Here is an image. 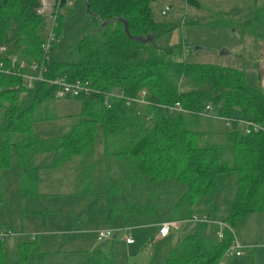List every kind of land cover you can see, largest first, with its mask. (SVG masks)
Here are the masks:
<instances>
[{"label": "trees", "instance_id": "trees-1", "mask_svg": "<svg viewBox=\"0 0 264 264\" xmlns=\"http://www.w3.org/2000/svg\"><path fill=\"white\" fill-rule=\"evenodd\" d=\"M78 1L84 5V0ZM153 1L85 0L91 29L61 57L55 56L58 43L51 47L43 77L64 78L91 90L87 96L72 98L80 103L79 122L65 136L39 139L31 131L32 113L53 100V86L36 82L26 89L20 78L0 76V170L10 165L14 149L25 172L19 185L20 196L25 197L35 181L31 175L38 168L33 164L35 154H51L50 167L71 157L90 156L97 126H101L105 153L123 160L125 176L136 174L132 179L137 182L171 180L183 187L177 204L186 206L178 220L189 215L200 195L212 205L216 177L234 172L235 195L223 220L232 228L238 218L264 210V133L243 135L231 125L224 146L201 147L200 133L190 129L200 118L187 116L194 119L191 122L186 115H168L155 105L179 103L185 110L198 112L209 104L219 116L248 119L263 127L264 95L247 86L241 70L182 61L180 50L157 48L155 37L170 31L173 24L153 20ZM38 7L39 0H0V47H5L6 56L28 64L41 59L39 29L45 20L37 14ZM61 27L59 13L58 41ZM238 28L253 41L264 42V7L255 9ZM141 91L150 106H125L123 99L107 97L116 93L133 98ZM148 115L151 119L146 120ZM1 198L0 190V202ZM230 241L227 230L221 239L205 238L201 226L170 252L165 264H215ZM36 245L34 241L19 243L17 261L12 264H21L31 254L41 259ZM81 255L77 264H111L96 248ZM0 264H9L1 240Z\"/></svg>", "mask_w": 264, "mask_h": 264}, {"label": "rangeland", "instance_id": "rangeland-1", "mask_svg": "<svg viewBox=\"0 0 264 264\" xmlns=\"http://www.w3.org/2000/svg\"><path fill=\"white\" fill-rule=\"evenodd\" d=\"M51 0H48V3ZM68 1V0H67ZM70 4L60 7L61 37L55 50V56L61 57L72 45L91 29V23L85 7L78 0H69ZM155 0L150 9L153 20L173 24V28L157 35L154 44L159 49L180 50V60L190 63L210 64L214 66L241 70L256 66V59L244 56L246 39L244 32L238 28L252 12V8L264 7V0ZM168 7L169 11L162 15L161 11ZM42 40L46 36L45 28L39 29ZM259 42L261 41H254ZM177 60V56L174 57ZM80 103L75 99L49 100L37 106L32 113V135L39 139H53L65 136L79 122ZM2 110L0 109V117ZM190 116L186 115L185 117ZM191 122V117H187ZM202 119V118H200ZM213 130L210 136L201 137L198 146L226 144L225 134L221 132L223 124L207 120ZM202 123V121H201ZM192 131L196 128L191 127ZM228 130V129H226ZM110 148V147H109ZM87 156V157H86ZM33 160L46 167L51 162L49 154H35ZM75 161L62 163L53 169H42L38 190L47 194L39 198L37 206L42 213L21 214L18 201H15L21 177L18 175V159L12 149L10 165L0 170V232L5 227L11 228L12 235L3 237L2 244L7 263L17 261L15 246L6 244L9 238L16 236L32 237L28 230L31 220L34 231L55 232L52 237L37 234L41 245V259L26 260L21 264H77L81 258L79 251L99 249L100 252L120 262L122 233L112 228V235L103 241H96V232L103 228L104 223L112 226L122 224V219L129 215H137L134 220L149 222L153 220L175 219L185 209L184 203L178 199L184 191L183 187L171 180L137 182L132 178L136 174L125 176L126 164L121 159L105 153L104 138L101 126L92 142L91 154L79 156ZM79 162V163H78ZM46 165V166H45ZM132 175V177H131ZM11 183L13 185L11 186ZM35 184V183H34ZM34 186V185H33ZM236 176L234 172L222 173L216 177L214 202L205 204V196H198L190 206L191 215H209L211 218H226L225 206L231 205L235 195ZM33 187L31 188V191ZM31 195H28L29 197ZM30 210V204L23 211ZM208 217V216H207ZM179 226L189 224L194 228L198 223L187 218L177 221ZM117 226V227H118ZM4 227V228H3ZM20 227L23 228L22 232ZM210 228V227H209ZM77 229L81 240H73L72 233ZM95 238H94V235ZM130 234V233H129ZM208 236L212 231L207 230ZM74 236V235H73ZM134 237V233L130 234ZM8 238V239H7ZM113 243L111 244V242ZM77 251L75 254L74 252ZM89 251V252H90ZM40 261V262H39ZM113 261V260H112Z\"/></svg>", "mask_w": 264, "mask_h": 264}, {"label": "crops", "instance_id": "crops-1", "mask_svg": "<svg viewBox=\"0 0 264 264\" xmlns=\"http://www.w3.org/2000/svg\"><path fill=\"white\" fill-rule=\"evenodd\" d=\"M252 2H255V0H253ZM255 9L253 6L251 14L246 19H248L252 15ZM246 36L248 38H251L247 34ZM244 56L249 59H256V61H258V64L256 66H252V67L248 66L247 68L244 69L245 83L247 84V86L251 88L261 90L262 94L264 95V42L257 43L254 41L251 42L249 41V39H246ZM214 121L220 122L218 120H214ZM211 124L213 123L207 121L206 119H199L193 128H196L195 131L199 132L201 137L210 136L213 132V130L211 129ZM221 132H224V133L228 132L224 124L221 129ZM49 156L51 157V154H49ZM76 157H79V156L71 157L69 160L64 161V162H68V161L76 162L75 160ZM62 163H60L58 166H60ZM33 164L37 166L38 168H36L34 171L31 172V175L33 176V179L35 180L34 181L35 184L33 183L34 185L33 190L32 191L30 190L28 193V195H31V196L27 197L28 196L27 195L25 197H21L19 193V189L16 192V195H17L16 197L18 198H15V201L16 202L18 201V205H19L18 211L21 214L23 212L25 214H34V215L42 213L41 207H38L36 203L39 200V198H46L47 194L38 190V183L40 180L39 174L41 173L42 169H53V168L58 167V166L50 167V163L47 166L45 165L46 167H44L40 162H36V160L35 161L33 160ZM24 173L25 172H22L19 167L18 168L19 178ZM12 185L13 183H11V186ZM15 187L20 188V186L18 185L17 186L15 185ZM1 200L3 201L2 198ZM2 201L0 202V204L2 203ZM27 203L30 204V210L25 209V211H23V208L24 206L27 205ZM231 205L229 204L225 206L224 213L228 214ZM214 206H215L214 209H216L217 208L216 203ZM135 216L137 215L133 214L132 216L129 215L127 216V218L122 219V224L119 226L118 224L116 226H112L110 221H108V223H104L103 228H107V229L116 228L117 232L122 233L121 235L122 238L118 239L117 241L118 243H121L122 245L121 251H120V262L116 261L115 258L112 259L108 255V258H110L111 260V264H165L170 252L174 248L178 247L185 237L192 235L198 228H201L202 226V228H204L205 238H214L215 232L217 231V225L215 222L224 220L223 218H211L209 215H207L208 217L205 215H201V216L196 215L198 217L204 216L208 220V222H205V223L196 222L198 223V225H196L195 228L193 226H190L189 224H186L182 227L179 226L178 224L176 228H170L169 233L165 237H159L157 233L158 224L163 221H178L177 217H175V219H171L170 217H168L167 219L153 220L149 222H140L137 219L134 220ZM191 216L193 215L189 213V215L185 218L189 219ZM34 227L35 225L33 224V221L31 220L30 228L28 229L30 231H27V232H30L32 234V237L26 238L24 236H21V237L16 236L17 238H9V240L6 241V244L10 245L12 248L15 246L17 250V246L19 243L26 242V241H34L36 242L37 244L36 246L39 251L41 248V245L38 242L37 234H42L46 237H49V236L52 237V235L55 232L44 231V233H41V231H34L35 230ZM5 229L11 230V228L7 226L5 227ZM231 229L233 230L237 238V241L239 242L241 246L242 251H241V254L238 256L225 258V264H264V210L258 211V212H252L243 217L238 218L235 221L234 226ZM22 230L23 228L20 227L21 232ZM207 230L212 231L211 236H208ZM77 232H79L77 229L73 231L72 233L73 240H77V239L81 240L83 238L81 236L78 237V235L80 234H77ZM132 232L134 233V237L130 236ZM112 236L114 237L115 235H111V237ZM94 238H95V235H94ZM126 238H130L132 242L127 243L125 241ZM94 240L97 241V239H94ZM106 241L107 240L101 243L103 244L101 246H104ZM112 243L113 241L111 242V244ZM89 251L90 249L86 251H79L78 253L79 254L87 253ZM74 253L76 254L77 251H75ZM4 257H5V254H4ZM30 257L31 258L28 260H32L35 258L33 254H31Z\"/></svg>", "mask_w": 264, "mask_h": 264}, {"label": "built area", "instance_id": "built-area-1", "mask_svg": "<svg viewBox=\"0 0 264 264\" xmlns=\"http://www.w3.org/2000/svg\"><path fill=\"white\" fill-rule=\"evenodd\" d=\"M63 1V2H61ZM60 2L62 4H70L68 0H51L48 3V0H39V7L36 12L45 20V30L46 36L40 43L39 49L41 52V59L36 62L27 63L23 59H19L16 56H6V49L4 46L0 47V76L3 77H18L21 79L23 86L26 89H31L33 84L46 83L54 87L52 93L53 100L59 99H72L78 96H87L91 93L90 88L78 82L69 83L65 81L64 78H59L55 80H46L43 75L45 73V64L49 58V52L51 47L54 44H57L59 41L56 37V28H57V17L60 10ZM169 11L168 7H164L161 11L162 15H165ZM107 97L123 99L125 106L135 105L136 107H146L151 104L146 101L145 92H139L133 98H122L121 94L110 93L107 94ZM163 113L168 115H192L198 118L206 120H218L224 124L226 129H229L231 125H235L239 128L243 135L258 134L264 133V128L252 122L248 119L240 118H227L219 116L213 111V108L209 104L203 105L202 109L198 112H191L183 109L179 103H174L172 105H155ZM151 119V116H146V120ZM188 220L192 222L205 223L208 220L203 217H198L196 215L191 216ZM217 225V231L215 236L217 239H221L223 236V230H227L231 235V241L227 247L222 252L220 258L216 264H225V258H230L233 256H238L241 254V246L237 241V238L227 223L223 221L215 222ZM178 226L177 221H163L158 224L157 233L159 237H165L169 233L170 228H176ZM113 231L112 229H102L96 232L97 241L107 240L111 237ZM12 235V232L9 229H5L0 232V240L2 241L3 237ZM127 243H131L130 238H126Z\"/></svg>", "mask_w": 264, "mask_h": 264}, {"label": "water", "instance_id": "water-1", "mask_svg": "<svg viewBox=\"0 0 264 264\" xmlns=\"http://www.w3.org/2000/svg\"><path fill=\"white\" fill-rule=\"evenodd\" d=\"M61 2H63V1H61ZM84 7H85V12L88 13L89 11H88V7H87V4H86L85 0H84ZM101 26H103V24ZM124 31L126 33V25H125V23H124ZM101 245H103V244H101Z\"/></svg>", "mask_w": 264, "mask_h": 264}]
</instances>
